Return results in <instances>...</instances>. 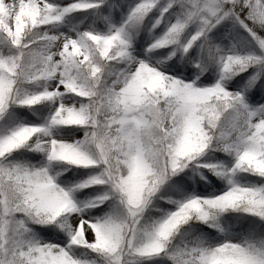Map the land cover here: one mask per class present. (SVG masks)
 Returning a JSON list of instances; mask_svg holds the SVG:
<instances>
[{"label":"snow or ice","instance_id":"1","mask_svg":"<svg viewBox=\"0 0 264 264\" xmlns=\"http://www.w3.org/2000/svg\"><path fill=\"white\" fill-rule=\"evenodd\" d=\"M0 264H264V0H0Z\"/></svg>","mask_w":264,"mask_h":264}]
</instances>
